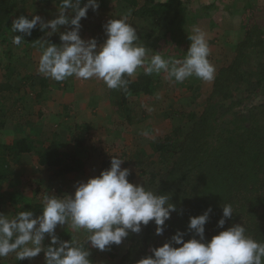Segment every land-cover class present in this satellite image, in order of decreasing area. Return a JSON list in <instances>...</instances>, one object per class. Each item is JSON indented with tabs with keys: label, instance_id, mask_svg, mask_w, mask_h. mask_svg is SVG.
Instances as JSON below:
<instances>
[{
	"label": "rangeland",
	"instance_id": "1",
	"mask_svg": "<svg viewBox=\"0 0 264 264\" xmlns=\"http://www.w3.org/2000/svg\"><path fill=\"white\" fill-rule=\"evenodd\" d=\"M183 2V17L169 28L165 22L155 25L151 19L135 14L137 9L143 7L145 0H99L98 10L90 8L87 17L81 19V37L85 40L95 37L98 43H102L106 38L103 24L112 17L127 16L137 30L140 43L149 49L145 67L151 55L157 51L164 58L183 60L190 45L188 36L193 29L199 28L205 34L210 49L208 59L215 68L212 80L203 81L192 76L177 83L169 80L164 72L155 73L159 79L152 93L130 96L128 108H122L119 89H109L100 79L69 77L57 82L38 73L42 49L35 40L45 39L59 45L62 43L60 32L70 26H59V32L48 36L46 33L49 30L42 31L38 23L31 35H25V41L17 46L12 42L13 37L24 34L11 32L14 19L21 15L29 19L39 15L47 21L58 15V6L55 2L46 5L37 0H11L9 20L0 31V122L4 121L3 128H0V146L11 145L16 138L26 136L34 139L38 145L58 139L62 153L84 161L83 169L75 175L55 176L47 166L39 164L35 153L12 154L9 158L13 170L10 175L12 187L22 196L24 203L32 208L35 204H42L48 194L63 197L74 193L76 183L97 175L103 158L112 153L127 154V162L121 167L135 174L134 183L144 184L146 189L151 190L147 187V178L148 169L154 170L156 166L153 141L174 127H182L183 134L191 128L193 123L178 112H200L203 109L218 73L232 64L238 50H243L240 64L245 79L235 87V97L252 94L258 68L261 65L264 68V53L260 55L259 47L242 49L240 44L253 28L258 30L264 43V0ZM143 71V67L138 68L130 78L136 79ZM44 78L49 87L40 97L36 91L42 89ZM192 95L195 96L194 103L190 99ZM252 103H264V95L247 99L244 107L248 108ZM66 105L68 108L64 107ZM260 116L264 121L262 110ZM84 123L90 124V138L84 148L77 149L69 144V137ZM3 201L0 212L14 216V206L5 202V198ZM56 235L61 240L75 238L79 242H85L87 237L83 230L75 232L66 224L57 226ZM129 237L115 245L114 250L109 247L101 251L88 243L92 264H119L131 246ZM43 243L45 246L50 243L47 234ZM27 260L29 264H45L44 252ZM15 261V254L0 258V264H14Z\"/></svg>",
	"mask_w": 264,
	"mask_h": 264
},
{
	"label": "clouds",
	"instance_id": "2",
	"mask_svg": "<svg viewBox=\"0 0 264 264\" xmlns=\"http://www.w3.org/2000/svg\"><path fill=\"white\" fill-rule=\"evenodd\" d=\"M89 8L98 10L99 0H86L83 6L81 0H60L58 15L47 21L39 15L31 19L21 15L12 21L11 32L24 35H15L12 42L20 46L24 36H30L38 23L42 31L49 30L48 36L59 32V26H70L60 32L59 45L45 39L35 40L42 49L38 73L57 82L69 77L83 80L95 77L109 89L126 90L129 80L125 76L131 77L141 67L145 75L164 72L177 83L192 76L203 81L214 78L208 42L199 28L188 36L190 45L183 60L164 58L157 51L145 67L149 49L140 43L127 16L112 17L103 24L106 38L102 43L95 37L87 40L81 37V19L87 17ZM124 161L112 155L110 167L77 182L74 193L63 197L46 195L39 215L31 210L19 211L14 216L0 212V258L15 253L19 261L34 258L43 251L45 264H92L89 248L75 238L61 240L56 235L57 226L65 224L75 232H86V243L101 251L121 244L130 232L140 233L149 222L155 223L156 235H162L176 206L168 195L130 182V170L121 167ZM211 212L209 206L202 214L190 216L187 227L194 233L191 238L185 240V233L177 230L169 241L153 247L152 255L136 264H264V243L247 234L241 223L224 229L226 219L233 214L230 204L223 205L218 220V227L223 230L206 239L205 224ZM46 234L50 237L47 246L43 243Z\"/></svg>",
	"mask_w": 264,
	"mask_h": 264
},
{
	"label": "trees",
	"instance_id": "3",
	"mask_svg": "<svg viewBox=\"0 0 264 264\" xmlns=\"http://www.w3.org/2000/svg\"><path fill=\"white\" fill-rule=\"evenodd\" d=\"M37 1L46 5L55 2L57 6L60 3V0ZM85 2L81 0V6ZM10 5L11 0H0V31L9 20ZM184 9L183 0H145L143 7L137 9L135 14L151 19L155 25L165 22L169 28L181 20ZM240 47H259L260 55L264 53V43L256 28L246 33ZM238 52L232 64L218 73L203 109L200 112H178L193 123L191 128L183 134L182 127H174L153 141L156 166L154 170L148 169L147 187L154 193L168 195L176 211L165 222L162 235H156L154 222L142 226L140 233L130 232L131 246L119 264H136L139 259L152 255L149 249L169 241L177 230L185 233V240L191 238L194 233L187 227L190 216L202 214L209 206L212 212L205 224L206 239L210 240L223 230L218 227V220L222 217L223 205L230 204L233 214L226 219L224 229L241 223L247 234L264 243V121L260 116V111L264 112V103L244 107L247 99L264 95V68L262 65L258 68L252 94L235 97V87L245 79L240 64L243 50ZM125 79L129 80L127 89L118 90L122 108L128 106L130 96L151 94L159 78L155 73L145 75L143 71L134 80L128 76ZM47 87L49 83L44 78L42 89L36 91V95L41 97ZM194 97L192 95L190 98L192 103ZM64 107L68 108L67 105ZM3 126L4 121L0 122V128ZM89 132L90 124H82L70 134L69 144L77 149L84 148L90 138ZM60 147L58 139L38 145L29 136L16 138L11 145L0 146V204L5 198V202L14 206L16 213L31 210L34 215H39L42 204H35L31 208V205L24 203L22 196L13 191L10 177L13 170L9 158L12 154L19 156L32 152L37 155L39 164L47 166L55 176L71 177L83 169L84 161L74 155H65ZM112 155L124 159L122 165L127 162L125 153L108 154L101 161L97 175L110 167ZM134 178L135 174L130 172L129 181L134 183ZM80 243L87 248L86 241ZM115 245L110 246L111 250L116 248ZM14 264L29 263L27 259H16Z\"/></svg>",
	"mask_w": 264,
	"mask_h": 264
}]
</instances>
